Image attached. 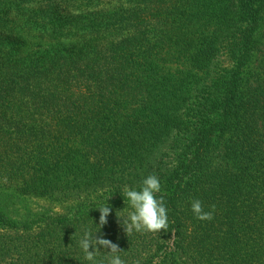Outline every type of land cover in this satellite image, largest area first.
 Wrapping results in <instances>:
<instances>
[{"label": "trees", "instance_id": "trees-1", "mask_svg": "<svg viewBox=\"0 0 264 264\" xmlns=\"http://www.w3.org/2000/svg\"><path fill=\"white\" fill-rule=\"evenodd\" d=\"M261 57L264 0H0V264H91L84 229L126 264H264ZM151 174L169 228L127 236Z\"/></svg>", "mask_w": 264, "mask_h": 264}, {"label": "clouds", "instance_id": "clouds-1", "mask_svg": "<svg viewBox=\"0 0 264 264\" xmlns=\"http://www.w3.org/2000/svg\"><path fill=\"white\" fill-rule=\"evenodd\" d=\"M160 191V181L155 174L143 179L138 190L127 185L124 186L122 195L125 198L126 208L130 207L131 211H128L127 217L123 220L119 216L122 211H118L116 215L122 221L127 236L133 231L159 233L161 230L165 232L168 230L169 224L165 201L163 197L157 198V193ZM190 203L191 211L198 220L211 221L214 218L216 211L214 204L209 206V210H205L203 202L199 199H193ZM97 210L100 212L99 225L102 227L108 223L111 208L107 203V205L100 206ZM96 233L93 234L90 229H84L81 234L75 233L72 237L79 235L78 245L84 253V259L91 262V264H126V261L121 258L120 253L123 251L119 246L109 239L97 238ZM101 246L105 249V254L102 258L97 259L98 254L101 253ZM93 248L95 251H90ZM134 264H140V261L137 260Z\"/></svg>", "mask_w": 264, "mask_h": 264}, {"label": "rangeland", "instance_id": "rangeland-1", "mask_svg": "<svg viewBox=\"0 0 264 264\" xmlns=\"http://www.w3.org/2000/svg\"><path fill=\"white\" fill-rule=\"evenodd\" d=\"M264 60V57H261L259 61ZM220 67L222 68H230L231 67V60L223 56L220 60ZM260 62L256 63L255 65H259ZM17 209L22 211V212H31L35 213L41 210H49L53 213H62L64 211V208L67 207L66 204H61L58 202H53L47 199H41V198H24L21 201L17 203Z\"/></svg>", "mask_w": 264, "mask_h": 264}]
</instances>
